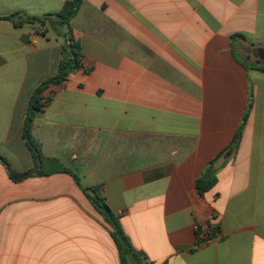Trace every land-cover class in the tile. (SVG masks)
Returning a JSON list of instances; mask_svg holds the SVG:
<instances>
[{"label": "crops", "instance_id": "0c3cea01", "mask_svg": "<svg viewBox=\"0 0 264 264\" xmlns=\"http://www.w3.org/2000/svg\"><path fill=\"white\" fill-rule=\"evenodd\" d=\"M66 1L0 0V16ZM70 26L82 65L30 134L72 173L14 181L35 167L26 115L64 42L0 21V264H122L94 189L153 264H264V0H83ZM210 226L220 238L200 240Z\"/></svg>", "mask_w": 264, "mask_h": 264}, {"label": "trees", "instance_id": "16d2710c", "mask_svg": "<svg viewBox=\"0 0 264 264\" xmlns=\"http://www.w3.org/2000/svg\"><path fill=\"white\" fill-rule=\"evenodd\" d=\"M82 1L83 0H67L60 11L47 14L42 18L31 17L20 11L14 12L10 15L0 16V21H11L18 27H22L25 24H30L43 28L46 27L48 23H50L51 28L54 29L59 36L64 35L67 37L68 41L67 44L62 46V58L60 60L57 73L54 76L44 80L35 89L27 111L24 137L30 151L35 158V167L33 170L23 173L15 172L9 168L10 178L14 181H21L22 179L32 175L44 176L57 172L72 173L61 163L58 158L47 157L43 154L41 144L30 134V127L36 112L42 110L43 107L47 105V100H44L42 96L43 92L51 85L63 83L75 69L81 67L82 65L81 47L80 44L75 40L70 26V22L76 15L78 7ZM57 26L60 28H57ZM64 28L67 29L66 33H62L61 29ZM47 32V29L42 31L43 34H46ZM248 113L249 111L247 109L239 132L231 146H235L245 122L247 121ZM0 159L9 167L8 161L5 157L0 155ZM216 181V172L212 162L196 180V188L198 192L203 195L214 187ZM90 199L96 211L106 221L111 229L112 236L115 239L120 252L122 264H131L128 260V255L130 253L134 256L136 261L135 264H153V262H151L143 252L134 248L129 237L125 234L122 228L120 218L113 212L109 204L106 202L104 196H102L97 189H94V195L91 196Z\"/></svg>", "mask_w": 264, "mask_h": 264}, {"label": "rangeland", "instance_id": "374dc122", "mask_svg": "<svg viewBox=\"0 0 264 264\" xmlns=\"http://www.w3.org/2000/svg\"><path fill=\"white\" fill-rule=\"evenodd\" d=\"M57 28H60V27L57 26ZM41 29H42V30L47 29V30H48L47 33H49L48 35H51V36L54 35L56 38H59V37H60V39L64 42V44L67 43V37H65L64 35L59 36V35L56 33V31H55L54 29L51 28L50 23H48V25H47L46 27H43V28H41ZM61 30H62V33H66V32H67V29H66V28L61 29ZM64 44H63V45H64ZM243 51H245V54H243V58H244L245 61H247L248 63H256V60H253L252 58L249 57L250 52H249V48H248L247 46H245V47L243 48Z\"/></svg>", "mask_w": 264, "mask_h": 264}, {"label": "built area", "instance_id": "2783aa9c", "mask_svg": "<svg viewBox=\"0 0 264 264\" xmlns=\"http://www.w3.org/2000/svg\"><path fill=\"white\" fill-rule=\"evenodd\" d=\"M221 236L220 229L217 226H210L209 230H203L199 233V239L206 242H213Z\"/></svg>", "mask_w": 264, "mask_h": 264}, {"label": "water", "instance_id": "95a60500", "mask_svg": "<svg viewBox=\"0 0 264 264\" xmlns=\"http://www.w3.org/2000/svg\"><path fill=\"white\" fill-rule=\"evenodd\" d=\"M261 51L264 52V50H261ZM261 58L264 59V56H262ZM128 260H129V262H130L131 264H135V263H136V261H135V259H134V256H133V254H131V253L128 255Z\"/></svg>", "mask_w": 264, "mask_h": 264}]
</instances>
